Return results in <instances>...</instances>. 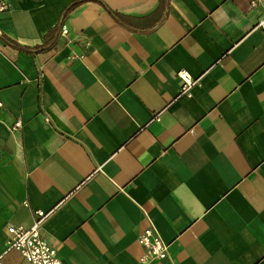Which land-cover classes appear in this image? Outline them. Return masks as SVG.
I'll return each instance as SVG.
<instances>
[{
    "label": "crops",
    "instance_id": "obj_1",
    "mask_svg": "<svg viewBox=\"0 0 264 264\" xmlns=\"http://www.w3.org/2000/svg\"><path fill=\"white\" fill-rule=\"evenodd\" d=\"M254 1L0 0V254L43 211L65 264H142L149 220L169 254L151 264H264Z\"/></svg>",
    "mask_w": 264,
    "mask_h": 264
},
{
    "label": "built area",
    "instance_id": "obj_2",
    "mask_svg": "<svg viewBox=\"0 0 264 264\" xmlns=\"http://www.w3.org/2000/svg\"><path fill=\"white\" fill-rule=\"evenodd\" d=\"M262 0L252 2V8H255ZM8 5L4 2L0 3V13L7 12ZM256 29L260 30L264 36V9L260 16ZM68 30L65 26L61 29V36L66 37ZM178 77L182 83L181 94L189 95L191 89L196 85L197 81L192 79L187 71H180ZM4 109L0 102V114ZM21 120H18L12 127L13 131L22 128ZM27 205V204H26ZM33 225L29 228L24 226H10L7 229L8 239L6 241V250L0 254V264H4V257L9 252H18L22 258L30 264H65L59 257L55 248L44 239L42 230L49 213L36 211L34 213ZM148 227L142 231L138 238V243L143 247L145 254L141 259L142 264H151L155 261H161L168 258V244L165 243L158 229L149 220Z\"/></svg>",
    "mask_w": 264,
    "mask_h": 264
},
{
    "label": "trees",
    "instance_id": "obj_3",
    "mask_svg": "<svg viewBox=\"0 0 264 264\" xmlns=\"http://www.w3.org/2000/svg\"><path fill=\"white\" fill-rule=\"evenodd\" d=\"M56 32L57 30H52L46 35L44 44L43 46H41V48H39V50H45L54 45L56 39V34H55Z\"/></svg>",
    "mask_w": 264,
    "mask_h": 264
}]
</instances>
